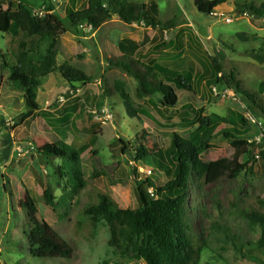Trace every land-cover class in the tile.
<instances>
[{
  "label": "rangeland",
  "instance_id": "rangeland-1",
  "mask_svg": "<svg viewBox=\"0 0 264 264\" xmlns=\"http://www.w3.org/2000/svg\"><path fill=\"white\" fill-rule=\"evenodd\" d=\"M19 1L0 0V10L13 8ZM126 1L141 4L148 0ZM153 1L158 19L173 25L164 39L174 41L161 54L152 51L154 30L142 23L126 24L113 16L96 30L71 27L66 9L83 8L87 0H25L42 14L46 5L53 6L64 31L55 47V69L38 77L39 109L24 121L19 120L27 110L21 89L9 80L3 66L4 61L12 63L11 34L0 31V264H142L109 245V228L102 219L87 229L77 221L79 210L97 189L119 206L134 209L133 168L158 184L166 181L165 174L122 154L119 138L131 142L135 136H151V142L168 148L174 134L185 139L195 136L204 143L207 158H232V139L224 136L228 131L255 144L253 158L241 156L239 162L245 168L235 177L226 174L201 187L189 182L190 232L203 245L198 264H264V250L243 238L233 239L239 229L216 208V203L223 208L232 202L250 205L264 196V117L231 89L212 86L209 92L202 75L193 82L194 92L176 90V106H154L136 96L135 80L127 71L110 64L119 59L118 43L123 38L137 43L139 68L154 60L161 67L184 71L192 62L201 74L204 68L198 57L205 60L210 56L220 63L224 74L232 73L264 102V94L258 92L264 81V63L249 55L257 49L264 54V17L247 11L243 15L236 9L238 4L259 5L264 0H226L214 9L221 17L200 12L194 0ZM227 17L232 21L227 22ZM61 64L82 71L90 81L71 88L59 74ZM121 89L129 102L120 96ZM75 104L77 109L71 113ZM201 118H209L213 127L201 126ZM47 144L65 146L77 155L74 159L47 157L38 150ZM101 170L106 176L99 174ZM76 176L82 187L74 185ZM45 191L53 205L45 202ZM25 203L32 207L33 218ZM45 226L73 248L70 258L38 259L29 254L28 235L31 231L41 235Z\"/></svg>",
  "mask_w": 264,
  "mask_h": 264
},
{
  "label": "trees",
  "instance_id": "trees-1",
  "mask_svg": "<svg viewBox=\"0 0 264 264\" xmlns=\"http://www.w3.org/2000/svg\"><path fill=\"white\" fill-rule=\"evenodd\" d=\"M225 2L194 0L196 8L208 15ZM53 9V6L46 5L45 12L40 16L33 12L25 0H20L15 7L0 10V31L11 34L8 47L12 63L4 61L3 66L10 74L9 80L19 85L27 107L20 121L28 119L39 109L36 100L38 77L46 76L55 69V47L64 31V25ZM236 9L239 13L247 11L256 17H264V1L259 5L251 2L238 4ZM113 16L126 24L142 23L151 27L155 32L151 40L154 43L152 51L157 54L169 49L174 41L164 39V34L173 25L171 21L161 22L158 19V8L153 0L141 4L126 0H87L83 8L66 9L67 21L74 28L90 26V30H96ZM43 45L44 51L41 50ZM118 50L121 54L119 59L111 60L110 64L127 71L135 80L136 96L154 106H176V90L194 92L193 82L197 75H202L209 92L212 86L231 89L235 95L247 99L264 117L263 100L245 89L232 73L224 74L220 63L210 56L205 60L198 57L204 68L200 74L192 62L184 71L161 67L154 60L150 61L151 64L142 63L144 68H139L138 45L130 38L121 39ZM249 55L257 62L264 63L263 49L251 50ZM57 69L71 88L90 81L82 71L66 64L59 65ZM160 74L163 78L159 77ZM258 92L264 94V81L259 83ZM120 96L129 102V96L122 89ZM76 109L75 104L70 108L71 113ZM69 117L68 114L66 118ZM239 120L246 122L242 116H239ZM199 122L201 126L213 127L209 118H201ZM224 136L232 139L230 145L235 148L232 158H207L204 143L195 136L185 139L174 134L168 148L151 142L148 139L151 136H135L131 142L120 137L122 154L165 174L166 181L158 184L152 177L141 175L137 168H133L131 175L137 201L134 209L119 206L107 193L97 189L91 191L92 199L79 210L77 221L87 229L102 219L109 228V245L123 256L141 260L142 264H198L203 245L190 232V204L187 202L190 195L189 182L201 187L226 174L235 177L245 168L239 162L241 156H253L254 143L236 137L229 131ZM262 139L264 141V136ZM38 150L47 157L74 159L77 155L76 151L56 144H47ZM99 174L106 176L103 170ZM76 179L74 185L82 187L79 176ZM43 195L45 202L53 205L49 193L45 191ZM216 204L219 215L240 231L233 239L243 238L248 244H255L264 250V196L256 197L250 205L232 202L231 206L223 208ZM25 208L28 216L33 218L32 207L25 203ZM28 244L29 254L38 259L70 258L73 255V248L49 226L44 227L41 235L31 231ZM238 248L241 251V247Z\"/></svg>",
  "mask_w": 264,
  "mask_h": 264
},
{
  "label": "built area",
  "instance_id": "built-area-1",
  "mask_svg": "<svg viewBox=\"0 0 264 264\" xmlns=\"http://www.w3.org/2000/svg\"><path fill=\"white\" fill-rule=\"evenodd\" d=\"M33 12H34L35 14H37V15H40V16L42 15L41 11H34V10H33ZM241 14L245 15L246 12H243V13H241ZM210 15H211V16H219V17L223 16L222 13H219V12H217V11H215V10H213V11L210 13ZM226 21H227V22H231L232 19H231L230 17H227V18H226ZM86 28H87V27H86ZM90 28H91V27L89 26L88 29H90ZM149 172H150V171H149ZM148 192H149L150 194H152L151 190H149Z\"/></svg>",
  "mask_w": 264,
  "mask_h": 264
},
{
  "label": "water",
  "instance_id": "water-1",
  "mask_svg": "<svg viewBox=\"0 0 264 264\" xmlns=\"http://www.w3.org/2000/svg\"><path fill=\"white\" fill-rule=\"evenodd\" d=\"M35 38H38V36H36Z\"/></svg>",
  "mask_w": 264,
  "mask_h": 264
}]
</instances>
